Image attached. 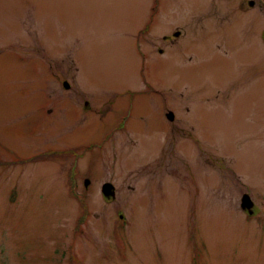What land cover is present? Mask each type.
<instances>
[{"label": "rangeland", "instance_id": "rangeland-1", "mask_svg": "<svg viewBox=\"0 0 264 264\" xmlns=\"http://www.w3.org/2000/svg\"><path fill=\"white\" fill-rule=\"evenodd\" d=\"M238 2L182 0L149 44L150 0H0V264H264V48ZM129 106L137 136L113 130ZM109 134L78 197L73 158L36 161Z\"/></svg>", "mask_w": 264, "mask_h": 264}, {"label": "flooded vegetation", "instance_id": "flooded-vegetation-1", "mask_svg": "<svg viewBox=\"0 0 264 264\" xmlns=\"http://www.w3.org/2000/svg\"><path fill=\"white\" fill-rule=\"evenodd\" d=\"M219 1L224 2V3H227L230 1V4H232V3H235L237 0H219ZM181 2H182V0H152V2L150 0V12L145 19L144 28L141 31H139V35H143V36L149 35V39L147 40L146 37H145V39H146V42L150 44L155 26H160L161 24H163V21H165L166 19H169V15H175L176 11H177L176 9H178L180 7ZM238 9L240 11H242L244 14H247L249 16L246 21L251 23V27L255 31V34H256V39H255V42L253 43V45L256 44L258 47L261 46L264 48V26L262 23L264 20V0H239ZM174 10H176V11H174ZM170 11H172V14H170ZM168 12H169V15H167ZM231 14H233L232 11H230L227 8L223 9L222 7H220V8L213 7V9L209 12L208 17H214V18L218 19L219 22H222V21H226L225 18H227ZM185 16L189 17L190 19H196L197 18V17L191 15V13H189V12H186V13L181 12L178 18L181 20V19L185 18ZM179 23H180V21H179ZM176 28L177 29L173 32V35L176 37V39L179 40L181 38V32H183V31L181 30V28L179 26H176ZM166 29H170V28L167 27ZM242 33H243L244 42L247 44V42L245 40V34H244V32H242ZM165 38H166V40L169 39V37H165ZM171 45H176L174 40H172ZM215 46H216L215 49L219 48V44H215ZM159 51L162 53V49H159ZM257 59H259V57ZM146 89H147V87H146ZM148 90L151 92L150 89H148ZM157 94L161 95L162 92L158 91ZM132 95L134 97V94H132ZM169 112L170 111L166 110V113H165L167 121H169L168 120ZM119 117H120L119 121L116 122L113 130L119 131V133L122 132V130H125V131L131 130L133 132V134L135 136H137L136 135V133H137L136 123L137 122L134 123V121L138 117V112L134 108L129 106L127 108V110L125 111V114H120ZM110 119L112 120V122L114 121V118L111 116H110ZM140 119L143 120L144 116H140ZM173 122H175V121H173ZM173 122H171V123H173ZM191 127H192V130L196 132V128H195L194 123H192ZM98 137H100V136H98ZM105 137H106L105 139L100 138V142L96 146H90V147L84 148L82 150L79 148H71V150L74 152L72 158L78 159V160L72 161L73 164H72L71 168L74 167V165L76 163H80V160L82 159L84 154H86L89 151L92 152L95 149L99 151L98 156H96V157L101 160L104 157V147H103L104 143L106 141H108L110 134L105 135ZM132 142L133 143L138 142L139 144H141V142L137 141V140H132ZM196 142H197L196 143L197 146L199 147L200 146V140H199L198 136L196 138ZM182 145L179 147V149L181 151V152H179L180 156L189 157L188 155L184 154V152L181 150ZM171 158L174 159L175 157L171 156ZM161 160H163V157L161 158Z\"/></svg>", "mask_w": 264, "mask_h": 264}, {"label": "water", "instance_id": "water-1", "mask_svg": "<svg viewBox=\"0 0 264 264\" xmlns=\"http://www.w3.org/2000/svg\"><path fill=\"white\" fill-rule=\"evenodd\" d=\"M65 86L68 88L69 86H68V84L66 83L65 84ZM173 114H171L170 116H169V119L172 121L174 118H173V116H172ZM90 184V181L89 180H87L86 181V183H85V185L86 186H88ZM104 193H105V195L107 196V197H110L112 194H113V186L112 185H110V184H106L105 186H104ZM252 206H253V204H252V202H251V199H250V197L249 196H244V198L242 199V208L243 209H247V210H251L252 209Z\"/></svg>", "mask_w": 264, "mask_h": 264}, {"label": "trees", "instance_id": "trees-1", "mask_svg": "<svg viewBox=\"0 0 264 264\" xmlns=\"http://www.w3.org/2000/svg\"><path fill=\"white\" fill-rule=\"evenodd\" d=\"M54 156L62 158V157H66L67 155H66V154H62V153H58V152H56V153L52 154V157H54ZM43 158H45V156H41V157H40V159H43ZM82 220H83V219H82Z\"/></svg>", "mask_w": 264, "mask_h": 264}]
</instances>
